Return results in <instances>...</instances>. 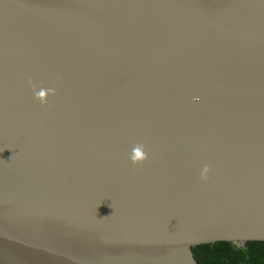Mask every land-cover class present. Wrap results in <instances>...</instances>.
<instances>
[{"label":"water","instance_id":"water-1","mask_svg":"<svg viewBox=\"0 0 264 264\" xmlns=\"http://www.w3.org/2000/svg\"><path fill=\"white\" fill-rule=\"evenodd\" d=\"M249 240L264 0H0V264H198Z\"/></svg>","mask_w":264,"mask_h":264},{"label":"trees","instance_id":"trees-1","mask_svg":"<svg viewBox=\"0 0 264 264\" xmlns=\"http://www.w3.org/2000/svg\"><path fill=\"white\" fill-rule=\"evenodd\" d=\"M198 264H264V241H216L195 246Z\"/></svg>","mask_w":264,"mask_h":264},{"label":"clouds","instance_id":"clouds-1","mask_svg":"<svg viewBox=\"0 0 264 264\" xmlns=\"http://www.w3.org/2000/svg\"><path fill=\"white\" fill-rule=\"evenodd\" d=\"M29 84L32 87L34 97L39 100V102L42 105L48 104V97L49 95H55L56 94V88L55 87H49L44 88L40 87L39 90H37V85L29 80ZM145 145L143 143H137L129 155V159L133 164L142 165L144 161H146L149 158L148 153L145 151ZM210 171L209 165H204L202 172L200 174V179L203 181H207L209 179L208 173Z\"/></svg>","mask_w":264,"mask_h":264}]
</instances>
